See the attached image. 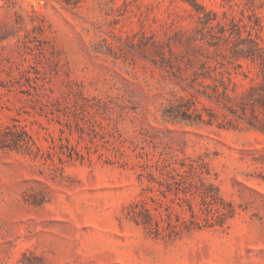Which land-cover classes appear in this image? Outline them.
I'll return each instance as SVG.
<instances>
[{
  "label": "rangeland",
  "instance_id": "374dc122",
  "mask_svg": "<svg viewBox=\"0 0 264 264\" xmlns=\"http://www.w3.org/2000/svg\"><path fill=\"white\" fill-rule=\"evenodd\" d=\"M0 264H264V0H0Z\"/></svg>",
  "mask_w": 264,
  "mask_h": 264
}]
</instances>
